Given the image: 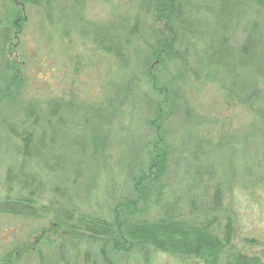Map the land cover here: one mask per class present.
Instances as JSON below:
<instances>
[{
  "label": "rangeland",
  "instance_id": "1",
  "mask_svg": "<svg viewBox=\"0 0 264 264\" xmlns=\"http://www.w3.org/2000/svg\"><path fill=\"white\" fill-rule=\"evenodd\" d=\"M24 1L0 0V74L13 67L22 78L0 101V199L32 196L41 215H0V264H83L87 246L63 211L96 216L125 200L129 146L144 163L161 134L167 171L142 220L170 210L194 224L212 219L222 242L216 252L206 237L204 261L161 253L152 264L264 263V37L251 43L256 57L238 61L255 21L264 30V11L251 0H183L182 63L153 56L161 26L126 45L137 0ZM114 39L125 46L122 64L104 51ZM151 79L171 80L177 93L158 131L149 109L162 94ZM29 105L39 115L25 124L33 139L25 158L17 134ZM115 263L143 264L139 254Z\"/></svg>",
  "mask_w": 264,
  "mask_h": 264
},
{
  "label": "trees",
  "instance_id": "2",
  "mask_svg": "<svg viewBox=\"0 0 264 264\" xmlns=\"http://www.w3.org/2000/svg\"><path fill=\"white\" fill-rule=\"evenodd\" d=\"M22 1L24 4L26 3L24 0ZM251 1L258 9L264 11V0ZM182 2L183 0H137V10L133 17V23L130 24L124 34L126 45L128 44L127 42L136 38L145 26L150 30H153L155 25L161 26L158 33L155 34L157 50L153 56L157 58L159 56L162 62L169 59L174 62L173 59L180 58L179 60L184 63L183 55H178L176 51V44L180 35L179 29L185 25ZM251 31L252 33L245 38L243 46L239 48L240 56L238 61L241 63L252 59L254 55L255 57L257 56L256 49L253 53L251 51V43L253 42L254 48L259 40L264 37V30L259 21H255ZM108 42L109 40H106L105 44ZM1 48H4V42L0 43V53L3 50ZM124 48L125 46L120 45L114 39L104 51L111 54L112 58L122 64L121 53ZM10 69L4 67V73L0 74V101L12 95L21 85L22 78L19 72L13 67ZM168 77H170L169 74ZM151 82V84L155 85L154 88L160 90L162 94L159 99L158 97L155 98L156 102L153 104V108L149 109V114L153 112L149 121L150 128L158 131L161 129L167 111L177 102V93L175 94L169 89V87L173 86L171 80H165L164 82L161 80L159 82V80L151 79ZM55 106L57 107L55 111H58V106ZM36 113L35 107L29 105L25 112V121L19 128L21 133L17 134L21 142L20 152L25 158L29 156V152L32 149L33 139L31 131H26L24 128H26V122L30 119L35 120L38 117L39 113L38 115ZM13 130L18 129L13 127ZM167 146L169 145L163 134L159 138L150 140L149 144L145 146L149 149L150 159L144 161V163L138 161L135 149L129 146L132 155L129 154L125 173L127 181L125 186L128 187V190L125 193L126 198L121 200L122 202L109 204L110 209L106 212H99L101 214L96 216L63 211L64 223L67 229L76 237L82 238L85 241V246H87L83 254V264H116L115 262L120 256L131 257L133 254H139L143 264H149V262L152 264L155 260V255L161 253L203 259L201 251L199 252L198 250L206 247L207 236L213 244V246L208 248L212 247L216 252L221 249L220 243L222 241L218 237L220 231L215 225V220L210 219L204 225L201 223L194 224L195 221L193 222L189 219H175L174 214L170 212L172 210L164 211L162 218L155 219L153 222L142 220L146 205L150 202L151 196L149 192H153L157 186L155 195L158 199L160 193L158 189L167 171ZM156 202L158 203L157 200ZM138 204H142L143 209L139 210ZM0 215L34 219L41 215V210L32 196L25 195L15 198L5 196L0 199ZM110 217L111 219H109ZM215 229H217L216 232ZM139 230H145L146 233L137 237L136 234ZM224 230V236L222 234V237L225 244H229L231 241L229 223L224 227ZM157 231L161 234H157ZM229 264L264 263L255 258L241 256Z\"/></svg>",
  "mask_w": 264,
  "mask_h": 264
}]
</instances>
